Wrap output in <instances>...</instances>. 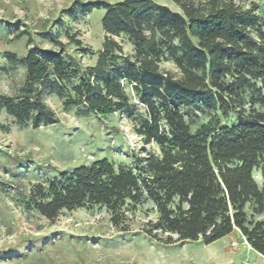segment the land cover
<instances>
[{
	"label": "trees",
	"instance_id": "1",
	"mask_svg": "<svg viewBox=\"0 0 264 264\" xmlns=\"http://www.w3.org/2000/svg\"><path fill=\"white\" fill-rule=\"evenodd\" d=\"M172 1L182 14L150 0L93 3L106 11L101 21L106 38L96 63L84 70L76 57L65 55L61 43L44 57L33 51L7 56L26 74L23 95H0V113L6 111L18 125L37 130L57 124L43 99L56 95L78 117L126 114L136 121L144 143L160 148V155L138 164L136 172L107 159L63 172L48 186H34L28 205L49 220L64 211L107 207L118 225L128 207L149 199L160 215L146 232L153 239L162 233L168 234L167 244L210 245L237 228L264 257V221L249 220L245 211L252 204L254 215L264 212V185L253 177L259 169L264 177V0L247 9L232 0ZM122 35L132 41L133 57L114 40ZM75 43L94 54L81 41ZM168 61L180 78L161 69ZM126 82L138 103L131 102ZM258 82L259 97H252L246 114L243 92ZM257 104L261 109L254 108ZM196 105L224 117L238 109V122L194 133L182 110Z\"/></svg>",
	"mask_w": 264,
	"mask_h": 264
},
{
	"label": "rangeland",
	"instance_id": "2",
	"mask_svg": "<svg viewBox=\"0 0 264 264\" xmlns=\"http://www.w3.org/2000/svg\"><path fill=\"white\" fill-rule=\"evenodd\" d=\"M124 1L0 0V95L25 93V68L9 62V54L20 58L33 51L44 57V51H58L61 43L65 55L76 57L83 70L93 66L106 38L101 25L106 11L91 5ZM150 1L182 14L172 0ZM232 1L243 9L261 4V0ZM74 39L94 54L83 53ZM114 40L122 45L125 55H135L128 36ZM161 69L181 77L170 61L162 62ZM78 81L72 79L75 84ZM251 86L242 96L246 114L252 97H259L261 84ZM125 90L131 102L138 103L132 85L126 82ZM43 99L59 118L57 124L34 130L31 125H18L6 111L0 113V125L5 127L0 128V264H264V257L248 245L237 228L210 245L202 241L167 244L168 234L162 233L153 239L146 232L160 215L149 199L135 209L128 207L118 225L111 211L102 206L64 211L54 220L41 216L28 205L34 186H48L63 172L103 159L136 172L138 164L160 155L158 145L146 144L136 134V121L126 114L78 117L75 109L65 110L56 95H44ZM254 108L261 109L259 104ZM140 110L144 113L142 107ZM237 110L228 117L202 105L182 112L195 133L203 127L216 130L236 124ZM253 177L260 187L264 185L260 169L253 171ZM253 207L248 204L245 208L249 220L264 221V212L254 215Z\"/></svg>",
	"mask_w": 264,
	"mask_h": 264
}]
</instances>
